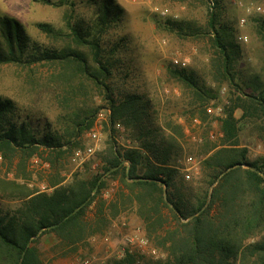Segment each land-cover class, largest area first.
I'll use <instances>...</instances> for the list:
<instances>
[{"label": "rangeland", "instance_id": "obj_1", "mask_svg": "<svg viewBox=\"0 0 264 264\" xmlns=\"http://www.w3.org/2000/svg\"><path fill=\"white\" fill-rule=\"evenodd\" d=\"M104 6L113 7L99 39L111 70L107 94L89 81L65 82L56 62L46 58L65 51L89 58V48L76 44L68 23L92 29ZM115 7L122 14L113 15ZM2 15L19 20L28 34L21 61L0 64V97L15 104L6 121L61 146L53 150L38 145L24 168H9L0 157V215L12 213L24 201L9 196L8 181L18 186L14 195L68 194L77 192L79 183L95 181L89 196L80 197L84 214L63 229L42 231L31 242L37 264H152L166 258L164 237L156 238L154 232L149 236L137 207L121 204L116 196L119 174L104 170L112 162V146L148 154L150 163L143 161L140 171L156 175L162 188L167 180L169 192L191 202L216 184L217 179L208 184L204 171L212 170L203 165L226 147L221 120L228 109L239 119L232 140L237 146L231 147H246L249 160H264V115L243 119L235 104L243 93H257L264 84V0H0ZM216 33L228 51L232 81L220 74ZM177 71L204 85L205 98L195 96ZM108 94L115 101L135 95L139 104L147 105L142 121L149 136L133 124L126 127L121 117L112 121ZM167 120L181 126L183 137L171 148L170 159L158 164L140 145L144 139L167 145ZM93 128L99 132L97 140L89 136ZM162 213L170 218L167 209ZM261 227L246 243H264V220ZM256 264H264V253Z\"/></svg>", "mask_w": 264, "mask_h": 264}, {"label": "trees", "instance_id": "obj_2", "mask_svg": "<svg viewBox=\"0 0 264 264\" xmlns=\"http://www.w3.org/2000/svg\"><path fill=\"white\" fill-rule=\"evenodd\" d=\"M110 8H101L102 17L95 22V29H83L68 23L76 44L89 48V58L78 51L46 56L49 61L56 62L60 69L58 74L62 72L66 76L65 82L73 85L78 78L79 85L83 80L89 81L102 92H109L108 77L111 70L102 54L99 39L106 26L107 16L111 14ZM115 8L117 10L113 11V15L122 14V8ZM214 17L215 14H212L211 20ZM211 24L215 28L212 21ZM27 37L24 25L19 20L7 15L0 16V64L20 62ZM214 40L221 54L218 64L220 74L232 81L228 51L218 33ZM176 73L193 89L195 96L205 98L204 85L183 71ZM257 90V93H243L245 96L236 100L235 104L242 110L243 119L264 115V84ZM105 98L111 104L112 121L121 117L123 121L120 122L126 127L133 124L134 128L149 136L150 131H146L148 129L142 121L148 115V107L139 104L137 96L128 94L121 101H115L109 94ZM14 106L10 98L0 97V157L8 161L9 168L13 164L24 168L28 159L38 153V145L53 150L61 145L46 135L42 139L35 137L23 124L8 125L6 115ZM225 114L221 127L226 147L211 154L203 165L212 170L208 173L204 171V175L209 177L208 184L217 179L216 184L210 191L205 189L201 195L194 197L195 202L189 198L183 201L176 191L169 192L166 189L167 180L162 188L158 183L161 180L156 175L140 171V164L143 161L150 163L152 158L148 154L144 155L140 149L123 152L114 146L109 149L112 162L104 170H114V173L119 174L120 188L116 196L121 204L130 203L137 207V214L143 220L149 236L154 232L156 238L164 237V245L168 244L166 258L152 264H256L259 253H264V243H246L249 237L262 228L264 220V160H249L246 147H231L237 146L232 140L239 119L234 116L232 109H228ZM164 125L170 131L166 133L169 140L167 145H151L153 142L146 139L140 145L146 148V152H152L158 164L159 161L170 159L171 148L178 147L179 139L183 137L180 125L169 120ZM124 161L129 164L123 165ZM6 184L12 192L10 197L24 201L12 213L0 215V264H37L35 250L31 246L34 238L42 231L60 230L75 222L79 214L85 212L84 209L79 210L83 200L80 197H88L90 190L95 187V181H92L88 185L79 183L78 191H69L68 194L54 191L51 194L25 192L14 195L18 187L16 183L12 180ZM164 209H167L170 218H165L162 213ZM187 216L190 218L184 221Z\"/></svg>", "mask_w": 264, "mask_h": 264}, {"label": "built area", "instance_id": "obj_3", "mask_svg": "<svg viewBox=\"0 0 264 264\" xmlns=\"http://www.w3.org/2000/svg\"><path fill=\"white\" fill-rule=\"evenodd\" d=\"M174 61L177 62L176 59H175ZM207 111L210 112L211 109L208 108ZM115 127L118 129V131H120V133L122 132V128H121V126H120L119 124H116ZM120 129H121V130H120ZM89 136H90V138H91L92 140H97L98 137H99V132H98V130L95 129V128H93V129L90 131ZM119 136H121V134H119ZM89 150H91V149L89 148Z\"/></svg>", "mask_w": 264, "mask_h": 264}]
</instances>
